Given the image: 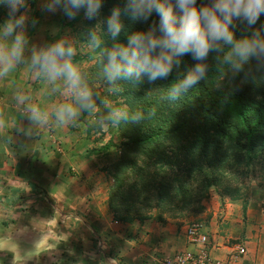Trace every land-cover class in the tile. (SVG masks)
Listing matches in <instances>:
<instances>
[{
  "label": "clouds",
  "instance_id": "clouds-1",
  "mask_svg": "<svg viewBox=\"0 0 264 264\" xmlns=\"http://www.w3.org/2000/svg\"><path fill=\"white\" fill-rule=\"evenodd\" d=\"M7 8V19L0 24V79L7 77L18 65L27 64L37 78H42L61 91L64 101L51 109L38 103H28V119L46 125L54 118L56 126L74 124L83 112L95 111L105 98L90 83L88 71L77 62V44L70 36L56 39L42 46H31L29 27L38 21L33 18L28 0H0ZM104 0H42L41 12L60 11L68 20L83 18L95 23L88 28L85 41L89 49L99 54V75L105 91L118 92L119 85H139L166 80L179 69L181 58L190 55L197 61L181 77L162 91L163 98L178 102L190 90L208 77L209 57L215 54L227 77L242 74L250 78L264 70V25L253 29L264 14V0H209L197 5V0H125L102 17ZM155 13L159 21L147 31L132 32L127 43L117 38L125 29V19L148 22ZM235 21L245 23L250 34L235 35ZM110 38L111 46L105 38ZM26 52L28 56L26 58ZM29 97L17 95L19 103ZM152 110L147 118L154 117ZM146 116L124 105L108 104L107 114L98 117L100 127L108 124H141ZM0 119V126H3Z\"/></svg>",
  "mask_w": 264,
  "mask_h": 264
},
{
  "label": "crops",
  "instance_id": "crops-1",
  "mask_svg": "<svg viewBox=\"0 0 264 264\" xmlns=\"http://www.w3.org/2000/svg\"><path fill=\"white\" fill-rule=\"evenodd\" d=\"M42 82L48 90L50 84ZM9 84L0 79V119L4 122L0 126V264H112L115 259L121 264H158L161 257L189 248L184 229L174 223L123 222L92 213V222L73 227L70 218L67 223L59 219L63 211L76 213L89 206L81 192L85 177L65 174L70 168H82L86 150L80 149L81 141L75 142L77 132H68V125L56 126L53 118L49 128L28 119L26 105L38 103L44 108L40 102L47 93L19 103L21 88ZM257 194L242 210L248 215L245 223L239 217L237 224L230 219L234 228L228 237L239 238L246 247L241 264H264V189ZM203 223L212 243H227ZM97 235L108 239L99 242ZM226 253L223 248L212 251L215 256Z\"/></svg>",
  "mask_w": 264,
  "mask_h": 264
},
{
  "label": "trees",
  "instance_id": "trees-1",
  "mask_svg": "<svg viewBox=\"0 0 264 264\" xmlns=\"http://www.w3.org/2000/svg\"><path fill=\"white\" fill-rule=\"evenodd\" d=\"M32 1L28 0V3L31 4ZM207 1L197 0V5ZM124 2L125 0H104L102 17L109 15L115 6L123 7ZM3 8L0 5V13ZM262 16L253 29L264 25ZM153 21H159L155 13L146 23H133L125 19V29L117 39L127 43L129 34L147 31ZM94 23L95 21L84 19V26L77 29L76 38L86 42V32ZM235 24L237 38L250 34L253 30L240 21H235ZM105 39L106 44L111 46L113 41L107 37ZM92 53L97 56L94 63L84 67L89 73L90 83L93 86L96 83L106 86L99 75V54ZM214 57L215 54L209 57L208 77L178 102L164 99L162 91L197 63L190 55L181 58L180 68H174L166 80L148 82L145 77L139 85L121 84L118 92H106L105 100L112 101L114 105L127 106L133 111H141L146 116L141 124L115 125L119 138L125 139L121 143V156L108 168V172L114 177V185L109 193V206L115 214L128 211L131 205L135 206L131 203L130 194L134 185L143 187L142 193L146 192L145 199L139 202L151 204L154 196L148 194L150 188L156 190V197L160 201H167L174 185L167 175L168 168L172 172L177 171V192L173 195L177 198V205L182 202L181 206H186L185 194L193 187H197L203 194L209 187L216 186L221 192L232 194L234 199H238L243 192L237 177L245 175L252 163L264 162V70L247 79L242 74L232 79L227 77ZM80 58L81 55L77 54L76 60ZM107 106L100 103L99 116L107 114ZM152 110H155L156 115L147 118ZM147 163L156 167V171L148 178L146 176L150 175V171L142 167ZM137 171L146 173L141 175L146 178L143 179L144 182L130 183L125 188L128 178L137 175ZM226 176L231 179L225 178ZM193 197L196 199L194 195Z\"/></svg>",
  "mask_w": 264,
  "mask_h": 264
},
{
  "label": "rangeland",
  "instance_id": "rangeland-1",
  "mask_svg": "<svg viewBox=\"0 0 264 264\" xmlns=\"http://www.w3.org/2000/svg\"><path fill=\"white\" fill-rule=\"evenodd\" d=\"M208 2L209 0L206 3ZM41 3L42 0H33L31 4L29 3L31 7L30 15L38 21L35 27H29L28 29L30 47L33 45L39 47L56 39L70 36L77 44V54L81 55V58L77 60V62L82 64L83 67H87L94 63L93 61L97 57L96 54L92 53V50L89 49L86 42L79 41L76 38L77 29L84 26L83 13H81V15L75 20H68L60 11H57L54 14L41 12ZM7 11V8L4 6L3 12L0 13V24L7 19ZM262 15L264 22V14ZM27 56L28 53L26 52V58ZM4 80L10 83V87H14L15 85L21 88L22 95L27 97H35L38 93L43 91L47 93V97L41 98L40 102L44 109L48 108L50 110L53 105L61 103L65 99L61 91L53 90L52 85H46L48 90H44L42 87V85L44 86L42 81L45 80L37 78L27 64L18 65L12 73L4 78ZM93 87L99 91L104 98H106V86L101 83H96ZM97 103L98 107L95 111L83 112L80 115L79 120L74 124L67 126L69 128L68 132H77L78 136L75 138V142L81 141L82 144L80 149H83L82 151L86 150L87 159L82 168L77 170L70 168L69 170H66L65 173L67 175L76 174V176L85 177L84 181L86 185L81 192L84 194L83 198L88 200L87 204H89V206L91 205L93 211L89 206L78 209L76 213L69 210L63 211V214L61 213L62 215H58L59 219L63 218L65 220L64 222L67 223L66 220L70 218L69 224L73 227H78L86 221L92 222V213L93 216L102 213V216L105 215L104 217L112 215L113 218L119 221L122 220L121 218H126L130 220L129 222L154 220L157 222L174 223L179 229L182 228L184 230L192 222L205 221L209 226L211 225V228H214L213 230L217 235L224 236V240L227 242L234 243L240 241L239 238L228 237L230 230L234 228L232 227L233 225H231V220H233L232 223L237 224L238 220L236 217H239L244 223L248 219V215L243 214L242 210L245 211V204H248L250 200H254L258 197L259 195L257 192L260 193L261 189H264L263 161L260 163L256 162L255 164L252 163L247 168L248 172L245 175L237 177L239 186L243 192L238 199H234L232 194L221 192L216 186L209 187L207 192L203 194L199 192L197 187H193L185 194V202H187L186 206L182 207V202L177 205V198L173 196L177 192V184H175L177 171L172 172L171 169L168 168L169 172L167 175L170 177V181H173L174 185L169 192L170 197H168V199L166 198L167 201H160L156 197V190L150 188L148 194L150 193L154 196L151 204L148 205L145 202H139L145 199L146 196L144 194H146V192L142 193L143 187L134 185L135 187L133 191L132 188L130 189V194L132 195L131 203L135 206L131 207L132 205L129 203L131 205L129 208L131 209L115 214L109 206V193L111 187L114 185V177L108 172V168L121 156V143L123 140L125 141V139H121V137L119 138L117 128L114 124H108L106 127L99 126L98 117L100 103L99 101ZM105 104L114 105L112 101L107 100ZM53 122V119L49 121V128H51ZM88 163L90 166L87 165ZM139 164L141 165V161H139ZM85 165H87V169L85 168ZM142 167L150 171V175L146 176V178L151 177L152 172L156 171V167L151 163H147ZM175 167H177V163L175 164ZM144 174L146 173L141 174L140 171H137V175H132L128 178L124 187L127 188L130 183L133 184L139 181L144 182L143 179L146 178L141 177V175ZM225 178L231 179L229 176H226ZM158 179H160L159 176ZM233 185H235L234 182ZM189 199L190 201H188ZM241 203L243 204L242 209ZM64 215L67 216L64 217ZM211 218L213 219L212 224L210 223ZM123 222L127 221L123 220ZM255 229L257 228L254 227L251 231H254ZM244 230H246V227H244ZM102 236L104 238L97 235L95 240H99L100 242L108 239L106 236ZM103 259L107 262L104 255ZM116 262L117 264H121L117 259H115V262L112 261V264H115Z\"/></svg>",
  "mask_w": 264,
  "mask_h": 264
},
{
  "label": "built area",
  "instance_id": "built-area-1",
  "mask_svg": "<svg viewBox=\"0 0 264 264\" xmlns=\"http://www.w3.org/2000/svg\"><path fill=\"white\" fill-rule=\"evenodd\" d=\"M189 248L171 256L161 257L158 264H241L246 247L241 242L212 243L208 226L201 221L190 223L184 230ZM226 249L224 256H215L212 251Z\"/></svg>",
  "mask_w": 264,
  "mask_h": 264
}]
</instances>
